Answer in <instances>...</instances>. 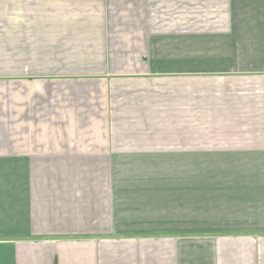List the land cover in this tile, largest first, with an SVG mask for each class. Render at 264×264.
Instances as JSON below:
<instances>
[{"label": "crops", "instance_id": "0c3cea01", "mask_svg": "<svg viewBox=\"0 0 264 264\" xmlns=\"http://www.w3.org/2000/svg\"><path fill=\"white\" fill-rule=\"evenodd\" d=\"M0 264H264V0H0Z\"/></svg>", "mask_w": 264, "mask_h": 264}]
</instances>
